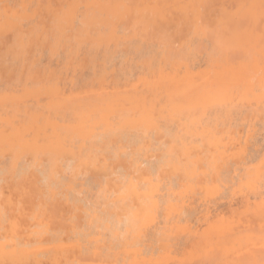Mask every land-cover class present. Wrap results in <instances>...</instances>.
<instances>
[{
	"label": "rangeland",
	"instance_id": "rangeland-1",
	"mask_svg": "<svg viewBox=\"0 0 264 264\" xmlns=\"http://www.w3.org/2000/svg\"><path fill=\"white\" fill-rule=\"evenodd\" d=\"M0 264H264V0H0Z\"/></svg>",
	"mask_w": 264,
	"mask_h": 264
},
{
	"label": "bare ground",
	"instance_id": "bare-ground-1",
	"mask_svg": "<svg viewBox=\"0 0 264 264\" xmlns=\"http://www.w3.org/2000/svg\"><path fill=\"white\" fill-rule=\"evenodd\" d=\"M217 69V68H216ZM229 69V68H228ZM227 71V70H226ZM219 81H220V79H219ZM217 82V81H216ZM93 150V149H92ZM93 151H95V150H93ZM97 152V151H96ZM96 152H94V153H96ZM85 153V152H84ZM87 153V152H86ZM102 155V154H101ZM82 167V166H81ZM65 169V168H64ZM66 170V169H65ZM26 171V170H25ZM16 172H20V170H18V171H16ZM38 172V171H37ZM25 174V173H24ZM55 174V173H54ZM64 174V173H63ZM78 174V173H77ZM15 175V174H14ZM21 175V174H20ZM16 176H17V174H16ZM22 176V175H21ZM44 176V175H43ZM15 177V176H14ZM40 177V176H39ZM54 177L56 178L57 176H55L54 175ZM53 177V178H54ZM75 177V176H74ZM17 179V178H16ZM28 179V178H27ZM60 179H61V177H60ZM45 180H46V178H45ZM32 181V180H31ZM136 195V194H135ZM139 205V204H138ZM263 233V232H262ZM227 234V233H226ZM258 234H259V232H258ZM254 236V235H253ZM229 237V236H228ZM227 237V238H228ZM253 239H254V237H253ZM254 242V241H253ZM141 259V258H140ZM139 260V259H138ZM141 261V260H140ZM135 262V261H134ZM143 262V261H142Z\"/></svg>",
	"mask_w": 264,
	"mask_h": 264
}]
</instances>
